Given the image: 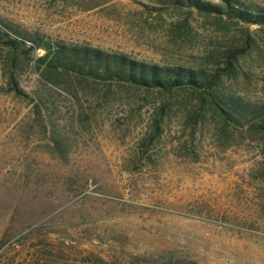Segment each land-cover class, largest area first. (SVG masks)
<instances>
[{
	"label": "rangeland",
	"instance_id": "374dc122",
	"mask_svg": "<svg viewBox=\"0 0 264 264\" xmlns=\"http://www.w3.org/2000/svg\"><path fill=\"white\" fill-rule=\"evenodd\" d=\"M0 18L29 39L202 68L264 105L256 25L162 0H0ZM242 47L226 72L222 56ZM43 53L21 63L18 96L0 43V264H30L43 239L64 242L67 259L80 243L110 264H264V132L195 118L197 96L183 90L49 83L32 65Z\"/></svg>",
	"mask_w": 264,
	"mask_h": 264
},
{
	"label": "trees",
	"instance_id": "16d2710c",
	"mask_svg": "<svg viewBox=\"0 0 264 264\" xmlns=\"http://www.w3.org/2000/svg\"><path fill=\"white\" fill-rule=\"evenodd\" d=\"M164 5L176 8L187 7L190 10L212 16L218 20L226 19L242 23L247 28L256 25L264 29V7L250 6L240 0H162ZM248 39L249 37L246 36ZM26 41L31 44L27 45ZM249 40L246 41V45ZM0 43L7 48V57L11 63L7 79L11 81L16 95L26 93L18 86L17 75L21 63L31 64L29 54L42 48L44 53L33 58V68L49 83L59 84L64 80H91L99 82L115 81L127 83L144 89H155L159 92L183 90L197 96L194 106V117L209 111L218 119L223 128L237 129L245 122L250 128L264 132V105L250 106L239 96L228 93L220 84L216 74H206L202 68H191L183 65H161L137 60L124 53H110L103 49L76 44H65L63 41H43L29 39L15 33L0 18ZM242 48H230L221 59L223 69L232 72ZM30 59V60H29ZM69 92V86L65 85ZM79 115L76 114V123ZM78 124V123H77ZM158 129V126H157ZM66 244L43 239L33 245V258L30 264H110L102 256L85 250L80 243L76 244L77 255L73 259L64 256ZM170 264H196L192 261H172Z\"/></svg>",
	"mask_w": 264,
	"mask_h": 264
}]
</instances>
